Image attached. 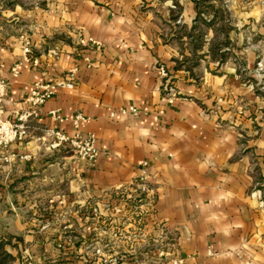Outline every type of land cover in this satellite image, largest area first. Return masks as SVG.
<instances>
[{
	"label": "crops",
	"instance_id": "crops-1",
	"mask_svg": "<svg viewBox=\"0 0 264 264\" xmlns=\"http://www.w3.org/2000/svg\"><path fill=\"white\" fill-rule=\"evenodd\" d=\"M263 26L256 0H0L6 117L34 82L77 69L31 138L2 152L1 252L12 264H148L154 233L161 264H264ZM130 104L139 116L120 113ZM46 128L94 133L95 160L47 149ZM142 171L149 192L138 199ZM131 202L140 237L122 218Z\"/></svg>",
	"mask_w": 264,
	"mask_h": 264
},
{
	"label": "built area",
	"instance_id": "built-area-1",
	"mask_svg": "<svg viewBox=\"0 0 264 264\" xmlns=\"http://www.w3.org/2000/svg\"><path fill=\"white\" fill-rule=\"evenodd\" d=\"M93 44L98 45V42L92 41ZM22 50L25 55L31 52V45L28 38L23 37ZM37 60H33V64H36ZM3 61L0 58V161H8L7 156L2 152L3 150L13 142H24L31 138L30 135V123L37 118L42 106L51 99L58 90L72 89L76 84L77 69L72 68L66 75L59 78H55L48 81H37L32 84L29 94L25 99L26 107L15 113L13 119L6 117L5 110L1 105V101L5 96L8 86V78L3 74ZM261 66L257 70H261ZM160 74L168 78V73L163 66H159ZM18 75V66L14 65L10 70V76L16 77ZM165 96L169 101L175 97L174 88L170 84L164 86ZM49 115L55 120L62 122L67 120L60 115L58 110H49ZM121 114H130L137 117L141 114V111L133 104H130L120 110ZM85 117L82 113L78 112L70 119L74 127H78V123L84 120ZM46 138V141L44 140ZM41 143L43 142L47 149L58 150L67 149L74 151L78 157H81L89 162H93L97 156L98 149L96 146V136L94 133L88 132L86 134H80L78 132L73 135H68L55 128H46L44 130V136L40 137ZM143 166L147 165L146 161L142 162ZM132 192L134 197L141 199L142 195H146L149 192L147 176L144 171L136 177L133 184ZM261 198V204H264V196L260 190H256ZM130 194V192H129ZM133 195V194H132ZM128 195V197H132Z\"/></svg>",
	"mask_w": 264,
	"mask_h": 264
},
{
	"label": "rangeland",
	"instance_id": "rangeland-1",
	"mask_svg": "<svg viewBox=\"0 0 264 264\" xmlns=\"http://www.w3.org/2000/svg\"><path fill=\"white\" fill-rule=\"evenodd\" d=\"M247 1H255V0H247ZM256 2H262L264 3V0H256ZM264 27V26H263ZM251 28H253V26H247L246 30L249 33H253V31L251 30ZM261 66V70H257V68ZM255 70H256V74L257 76H259V80L262 83V87L264 88V60H262V58L258 59L257 64L255 65ZM138 203L134 202V203H130L129 206H125L121 212H123V217L126 221L127 217L130 218V223L133 224V226L135 227V230L137 231L135 235H137V237H140L142 234L138 233L140 230L143 229V224H142V220L140 219V209L137 206ZM117 207V206H116ZM139 218V219H138ZM127 223V222H125ZM148 238V237H147ZM148 243L150 248V255L149 257L151 258V261L148 264H161V262L159 261L160 259V254H159V238H157L155 236V234L153 233L151 235V238H148ZM7 255L3 252H1L0 249V264H12V258L8 257V256H4ZM162 262H164L162 260Z\"/></svg>",
	"mask_w": 264,
	"mask_h": 264
},
{
	"label": "trees",
	"instance_id": "trees-1",
	"mask_svg": "<svg viewBox=\"0 0 264 264\" xmlns=\"http://www.w3.org/2000/svg\"><path fill=\"white\" fill-rule=\"evenodd\" d=\"M4 256H8V257H10L9 255H4ZM11 258V257H10Z\"/></svg>",
	"mask_w": 264,
	"mask_h": 264
}]
</instances>
